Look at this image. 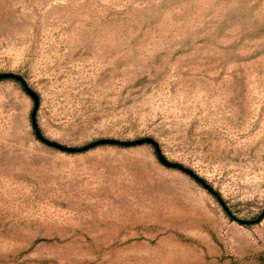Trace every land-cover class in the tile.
<instances>
[{"label": "rangeland", "instance_id": "obj_1", "mask_svg": "<svg viewBox=\"0 0 264 264\" xmlns=\"http://www.w3.org/2000/svg\"><path fill=\"white\" fill-rule=\"evenodd\" d=\"M49 139L154 137L238 218L264 209V0H0V72ZM0 80V264H264L150 144L64 152Z\"/></svg>", "mask_w": 264, "mask_h": 264}, {"label": "water", "instance_id": "obj_2", "mask_svg": "<svg viewBox=\"0 0 264 264\" xmlns=\"http://www.w3.org/2000/svg\"><path fill=\"white\" fill-rule=\"evenodd\" d=\"M2 79H15L19 81L22 87L25 89V91L32 97L34 101V107L31 112L32 126L34 128L36 137L43 143L51 147L57 148L61 151L69 152V153L87 151L89 149H92L100 145H119L122 147H133V146H138V145H142L146 143L150 144L154 147L157 158L162 165L168 168L181 170L182 172L193 177L196 181H198L201 185H203L205 188H207L210 192H212L217 197L218 201L223 206L225 212L232 219L237 220L242 225H253V224L259 223L264 218V209L254 218H238L236 215L232 213V211L226 205V203L224 202L222 197L218 194V192H216L214 188L204 178H202L192 168L184 165L183 163L171 160L168 157H166V155L162 152V149L158 141L154 137L141 136V137H137L134 139H120L116 137H101L93 141H90L89 143L82 145L80 147L66 145L61 142L49 139L42 133L37 123V112H38L39 105H40V98L38 94L29 86L26 79L20 73H17L14 71H1L0 80Z\"/></svg>", "mask_w": 264, "mask_h": 264}, {"label": "trees", "instance_id": "obj_3", "mask_svg": "<svg viewBox=\"0 0 264 264\" xmlns=\"http://www.w3.org/2000/svg\"><path fill=\"white\" fill-rule=\"evenodd\" d=\"M12 80H15V79H12ZM15 81H17V80H15ZM17 82H19V81H17ZM20 83V82H19ZM22 86V85H21Z\"/></svg>", "mask_w": 264, "mask_h": 264}]
</instances>
